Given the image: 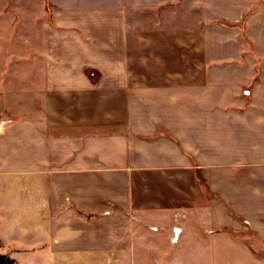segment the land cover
Returning <instances> with one entry per match:
<instances>
[{
    "label": "crops",
    "instance_id": "0c3cea01",
    "mask_svg": "<svg viewBox=\"0 0 264 264\" xmlns=\"http://www.w3.org/2000/svg\"><path fill=\"white\" fill-rule=\"evenodd\" d=\"M41 5L0 33L24 44L0 57V182L24 184L50 247L124 254L134 217L183 216L172 253L264 264V0Z\"/></svg>",
    "mask_w": 264,
    "mask_h": 264
},
{
    "label": "rangeland",
    "instance_id": "374dc122",
    "mask_svg": "<svg viewBox=\"0 0 264 264\" xmlns=\"http://www.w3.org/2000/svg\"><path fill=\"white\" fill-rule=\"evenodd\" d=\"M40 5V0H0V33L9 36L16 28L20 29L18 35L23 37L28 23L25 10L30 12L45 8ZM177 8L172 7V17L176 15ZM13 14V15H12ZM30 14V13H29ZM181 14V11L178 12ZM31 15V14H30ZM12 16V20H11ZM13 21H15L13 23ZM30 26L32 25L31 22ZM31 27V33H37L38 28ZM9 39V38H8ZM0 41V57L11 52L12 46ZM176 41L172 40V44ZM17 43L19 44L17 46ZM12 57L24 56V47L21 41H14ZM177 47V46H176ZM186 49L172 48V62L176 54H184ZM181 52V53H180ZM11 57V56H10ZM148 59V57H147ZM4 62L0 74L1 79L9 77V62ZM35 73V71H34ZM172 74H175L172 72ZM25 83L21 84V86ZM22 90L27 91L25 86ZM135 191V190H134ZM135 196V193H134ZM24 184H11L0 182V264H208L207 252L204 248L193 245L179 248L172 253V246L168 239L172 237V226L178 227L185 217H171L170 226L161 228L159 222L149 220L141 223L135 217L130 222V247L124 254L115 252L108 254H84L73 256L57 255L50 247L47 235L45 216L36 214L29 204ZM34 212V213H33ZM253 243L249 238L246 239ZM264 253V249H259Z\"/></svg>",
    "mask_w": 264,
    "mask_h": 264
},
{
    "label": "water",
    "instance_id": "95a60500",
    "mask_svg": "<svg viewBox=\"0 0 264 264\" xmlns=\"http://www.w3.org/2000/svg\"><path fill=\"white\" fill-rule=\"evenodd\" d=\"M179 234H180V230L179 229H174L172 237H170L168 239V241H169V243H170V245L172 247L176 246Z\"/></svg>",
    "mask_w": 264,
    "mask_h": 264
},
{
    "label": "trees",
    "instance_id": "16d2710c",
    "mask_svg": "<svg viewBox=\"0 0 264 264\" xmlns=\"http://www.w3.org/2000/svg\"><path fill=\"white\" fill-rule=\"evenodd\" d=\"M2 257H0V259H1ZM2 264V263H1ZM5 264H9L8 262H6Z\"/></svg>",
    "mask_w": 264,
    "mask_h": 264
}]
</instances>
